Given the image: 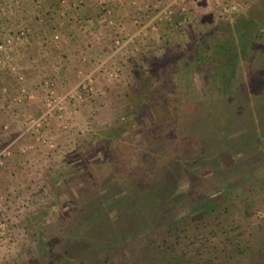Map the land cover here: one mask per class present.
I'll use <instances>...</instances> for the list:
<instances>
[{
  "label": "rangeland",
  "instance_id": "rangeland-1",
  "mask_svg": "<svg viewBox=\"0 0 264 264\" xmlns=\"http://www.w3.org/2000/svg\"><path fill=\"white\" fill-rule=\"evenodd\" d=\"M84 1L94 20L70 22L85 65L67 84L34 85L13 54L30 19L49 24ZM3 43L0 264H227L247 247L264 264L253 253L264 239V0H0ZM171 180L181 197L150 218L151 185ZM219 191V218L204 225L191 203ZM129 193L124 221L117 200ZM83 238L81 254L67 251Z\"/></svg>",
  "mask_w": 264,
  "mask_h": 264
},
{
  "label": "crops",
  "instance_id": "crops-1",
  "mask_svg": "<svg viewBox=\"0 0 264 264\" xmlns=\"http://www.w3.org/2000/svg\"><path fill=\"white\" fill-rule=\"evenodd\" d=\"M83 3L84 4L82 6L78 7V12L76 10V12L70 11V13H68V16L64 19H60L57 14L53 15L54 20L49 21V24L44 23L43 26L37 24L36 22L39 18L38 15L33 17L35 19L34 22L33 19L32 21L30 19V22L32 24L30 23L29 26L31 30L30 28L28 29V38L21 40V44L20 42L19 44H16L13 54L16 59L20 60V62L27 68V79L28 81L33 79L32 82L34 85L43 83V81H38L39 78H42L43 76L55 77V79L59 83L67 84L66 82L68 81V79L71 80L75 73L72 69L78 67L80 68L81 65L82 67L85 65V63L81 61V57L84 58L82 55L87 52L86 46H84L86 43V38H83L82 41V37L80 36V34L75 31V25L70 22V18L73 19L75 14H80L81 16L79 17V19L82 21L94 20L95 16H93V14L90 15L92 12H89L87 10V6L90 5L87 3V1H84ZM132 14L134 16H138V14L140 15V11L136 9V11L132 12ZM133 18L134 17L129 16L128 19H126H131L130 23H132ZM41 20L42 19H40V21ZM86 29V31H84L85 35L89 30L88 28ZM84 33L83 36L85 37ZM57 34L60 38L58 43L62 46L61 54L56 50L57 43L54 41V37ZM45 38H47L46 44H48V42H50V45L55 44V48H50L47 45L45 49H43L39 45V40ZM90 49L92 50V52H95V54L98 52H103L106 54L108 52L107 48L101 47L100 45H93ZM64 88L66 89V85ZM19 111L17 112L16 116H19V114H23L22 110Z\"/></svg>",
  "mask_w": 264,
  "mask_h": 264
},
{
  "label": "trees",
  "instance_id": "trees-1",
  "mask_svg": "<svg viewBox=\"0 0 264 264\" xmlns=\"http://www.w3.org/2000/svg\"><path fill=\"white\" fill-rule=\"evenodd\" d=\"M205 121H206V123L204 124V127L206 129L207 127H209V124L207 123L209 121V119L206 118ZM167 181H169V180H167ZM157 184L168 187L169 190L171 189V191L158 190L155 187ZM179 187L180 186L178 185L177 181H174V180H171V182H166V183H161V182L153 183L151 185V189H153L152 190L153 194L151 192L152 196L151 197L148 196L149 198L147 199V204L148 205L151 204V209L148 213L149 214L148 216L150 217L152 215V217H153V216L157 215V213H159V214L161 212L164 213L165 212L164 207H166L168 204L171 203V201H174L176 198L181 197L180 191L178 190ZM168 188H167V190H168ZM154 189H155V191H154ZM159 189H161V188H159ZM234 189H235V187H233L232 185H229L228 183L224 187V191H228V194H230L229 195L230 199L234 198V200H239V198H240L239 194L235 195V192L233 191ZM225 195H226V193H221V191H219L216 194H212V195L208 196L207 198L203 199L200 202H199V200L198 201L196 200L195 203H191V205L197 204V205H194L193 210L191 212L195 211L194 213L197 215V220L199 222H203V224L206 225L207 220L212 218L213 215L217 216L216 217L217 219L219 218L218 214H219L220 210H218L217 207L223 204L222 202H224V201L221 202V200L224 198ZM146 198H147V196H146ZM150 198H152V199H150ZM133 199H134V197H133L132 193H129V194H127V197L117 200V204H119L118 206H121V207H119V209H120L119 216L124 221H128L129 218H131V212H134V209L132 208V206L130 204V202H132ZM148 205H147V207H149ZM102 212H103L102 210L99 212V214L101 213L100 216L103 215ZM127 228H129V227H127ZM127 228H124V230ZM95 229H97V230H95ZM95 229H92V227H91V231L89 232V234L101 236L102 228L98 229V227H97ZM108 232L112 233V231H110V230ZM102 233H104V232H102ZM124 233L119 232L118 235L120 237H122ZM88 241H89V239H85V238H83L82 241H80V240L79 241H77V240L72 241L71 240L68 243L69 246L67 247V251L68 250H75L77 252L79 251L81 254L83 252L82 248L87 246V244L89 243ZM261 245L262 246L259 247L258 251L256 250L257 251L256 252L254 249L253 253H257L258 256L262 257L264 255V239H263V242ZM94 246L98 247L99 244H95V245H93V247ZM93 247L87 248L86 250L93 249ZM238 248H239V250H237V251L240 252L241 246L238 245ZM249 250L250 249H248V247H247L245 251H242L241 255L245 256V258L244 257L240 258L239 256H237V257L233 256V258H231L225 262H227V264H260V263H258V259L250 258V256L248 255ZM84 252H86V251H84ZM222 263L223 262H221V264ZM216 264H220V263H216ZM223 264H226V263H223Z\"/></svg>",
  "mask_w": 264,
  "mask_h": 264
},
{
  "label": "built area",
  "instance_id": "built-area-1",
  "mask_svg": "<svg viewBox=\"0 0 264 264\" xmlns=\"http://www.w3.org/2000/svg\"><path fill=\"white\" fill-rule=\"evenodd\" d=\"M21 34H22V36H23L25 33L23 32V33H21ZM116 44H117V45H120L119 41H116ZM8 47H9V46L6 45L5 43L0 44V52L6 54L7 51H8ZM2 63H3V61H2V59H0V64H2ZM13 69H15V68L13 67ZM70 99H76V93H75V92H70L69 94H67L66 96H63V97H61V96L56 97L55 100H54V101H55V102H54V103H55L54 107H56V106H58V105H62V104H64V103H66L67 100H70ZM51 111H52V108H51L49 111H47L46 114H44V116H42V117L37 121V125H38V126H40V124L45 120V116L48 115V114H50Z\"/></svg>",
  "mask_w": 264,
  "mask_h": 264
}]
</instances>
